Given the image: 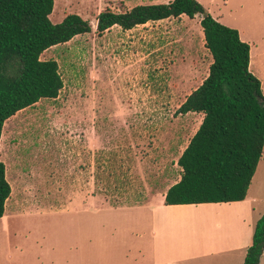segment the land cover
Listing matches in <instances>:
<instances>
[{
	"label": "rangeland",
	"instance_id": "rangeland-1",
	"mask_svg": "<svg viewBox=\"0 0 264 264\" xmlns=\"http://www.w3.org/2000/svg\"><path fill=\"white\" fill-rule=\"evenodd\" d=\"M52 1L51 22L75 13L90 31L40 53L56 61V97L3 121L0 161L9 194L0 264H161L151 253L158 242L162 254H183L196 241L190 226L167 228L156 242L149 235L156 201L147 196L157 198L156 189L178 179L176 159L201 119L177 111L211 61L199 15L98 34L95 17L103 9L167 0ZM198 1L250 46L248 69L264 94V0ZM249 185L247 196L264 194V155ZM143 202L147 207H138Z\"/></svg>",
	"mask_w": 264,
	"mask_h": 264
},
{
	"label": "trees",
	"instance_id": "trees-1",
	"mask_svg": "<svg viewBox=\"0 0 264 264\" xmlns=\"http://www.w3.org/2000/svg\"><path fill=\"white\" fill-rule=\"evenodd\" d=\"M52 0H0V131L3 121L40 98H54L62 81L56 61L40 59L50 46L90 31L75 13L48 18ZM181 14L199 15L203 45L210 54L206 76L177 108L200 113V122L176 159L179 177L165 191V204L229 202L244 198L264 146V95L248 69V44L197 0L136 4L95 17V32L130 29ZM9 185L0 161V216ZM264 245V212L256 219L241 264H257Z\"/></svg>",
	"mask_w": 264,
	"mask_h": 264
},
{
	"label": "crops",
	"instance_id": "crops-1",
	"mask_svg": "<svg viewBox=\"0 0 264 264\" xmlns=\"http://www.w3.org/2000/svg\"><path fill=\"white\" fill-rule=\"evenodd\" d=\"M183 16L185 15L181 14L179 17L175 18H182ZM193 17H195V15ZM212 17L217 21L220 19L219 16ZM197 22H199V18ZM238 36L244 41L239 33ZM248 55V63L250 66L252 57L250 46ZM260 82L261 81H259V84H261ZM263 155L264 146L259 160L263 158ZM175 181L170 184L161 185L159 189H156V194L159 195L157 198L154 197L155 195L152 193L147 196V200L155 199L156 201L155 207H153L156 213L152 212V215L150 213L152 217L149 235L150 237H156L157 242L158 239L165 235L167 228L170 229V232H173L180 226H190L192 236L196 238V241L192 242V245L186 244L183 248V252H181L183 254L179 255L162 254L159 242L158 246H156L155 243L154 246H151L154 263L241 264L246 248L250 243L254 223L264 212V194H251V196H247L250 186L249 182L245 196L241 200L229 202L165 204L163 202L164 193ZM139 206L147 207V203L143 202V204L138 205V207ZM167 224L169 227H167ZM263 260L264 245L257 264H262Z\"/></svg>",
	"mask_w": 264,
	"mask_h": 264
},
{
	"label": "bare ground",
	"instance_id": "bare-ground-1",
	"mask_svg": "<svg viewBox=\"0 0 264 264\" xmlns=\"http://www.w3.org/2000/svg\"><path fill=\"white\" fill-rule=\"evenodd\" d=\"M54 9V8H53Z\"/></svg>",
	"mask_w": 264,
	"mask_h": 264
}]
</instances>
